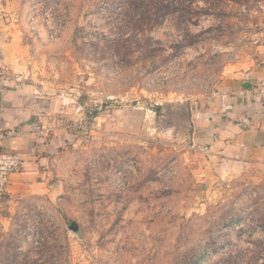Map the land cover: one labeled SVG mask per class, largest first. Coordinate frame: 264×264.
<instances>
[{
  "label": "rangeland",
  "instance_id": "obj_1",
  "mask_svg": "<svg viewBox=\"0 0 264 264\" xmlns=\"http://www.w3.org/2000/svg\"><path fill=\"white\" fill-rule=\"evenodd\" d=\"M263 54L264 0H0V76L59 145L0 195V264H264V162L192 122Z\"/></svg>",
  "mask_w": 264,
  "mask_h": 264
},
{
  "label": "crops",
  "instance_id": "obj_2",
  "mask_svg": "<svg viewBox=\"0 0 264 264\" xmlns=\"http://www.w3.org/2000/svg\"><path fill=\"white\" fill-rule=\"evenodd\" d=\"M237 80V81H235ZM212 104L192 114L195 130L220 165L264 162V54L235 74H226ZM35 89L0 76V153L15 152L22 171L10 175L7 192L48 191L43 178L56 141L36 128ZM195 114V115H194ZM205 138V139H204ZM41 190V191H38Z\"/></svg>",
  "mask_w": 264,
  "mask_h": 264
},
{
  "label": "built area",
  "instance_id": "obj_3",
  "mask_svg": "<svg viewBox=\"0 0 264 264\" xmlns=\"http://www.w3.org/2000/svg\"><path fill=\"white\" fill-rule=\"evenodd\" d=\"M22 164V159L17 153H0V195L7 192L10 175L22 171Z\"/></svg>",
  "mask_w": 264,
  "mask_h": 264
},
{
  "label": "water",
  "instance_id": "obj_4",
  "mask_svg": "<svg viewBox=\"0 0 264 264\" xmlns=\"http://www.w3.org/2000/svg\"><path fill=\"white\" fill-rule=\"evenodd\" d=\"M69 228L73 231V232H77L78 231V227L76 225L75 222H71Z\"/></svg>",
  "mask_w": 264,
  "mask_h": 264
}]
</instances>
